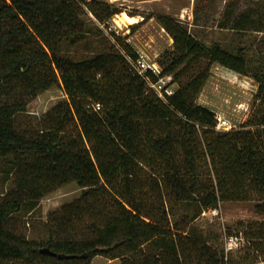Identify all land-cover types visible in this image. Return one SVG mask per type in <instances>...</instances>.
Here are the masks:
<instances>
[{"label":"trees","instance_id":"trees-1","mask_svg":"<svg viewBox=\"0 0 264 264\" xmlns=\"http://www.w3.org/2000/svg\"><path fill=\"white\" fill-rule=\"evenodd\" d=\"M258 1L240 13L236 1L229 3L218 27L264 33V0ZM122 12L104 0H0V96L37 97L61 83L69 97L35 131L19 129L27 103L0 105V171L15 187L0 198V264H92L96 257L228 264L231 254L226 259L212 247L192 219L171 221L170 207L196 202L195 219L220 203L252 201L264 215V69L253 73L259 105L248 121L219 131L216 113L197 99L214 64L250 75L243 48L207 46L182 20L156 15L173 39L159 61L161 76L180 85L162 100L136 73L140 55L128 38L101 28ZM87 14L99 27L89 25ZM70 183L83 189L81 196L49 222L64 233L89 221L92 237L39 243L8 230L13 215ZM247 230L235 264H264V222Z\"/></svg>","mask_w":264,"mask_h":264},{"label":"rangeland","instance_id":"rangeland-1","mask_svg":"<svg viewBox=\"0 0 264 264\" xmlns=\"http://www.w3.org/2000/svg\"><path fill=\"white\" fill-rule=\"evenodd\" d=\"M104 1H108L123 10L122 13L116 15L112 20L101 25L104 32L108 36H111V33H115L118 36L127 37L128 42L136 49L140 57L143 56V59L149 64H157L162 73L159 61L165 51L173 48V39L156 19V15L161 14L163 10L148 7L140 12L133 5V0ZM233 1H236L237 13L243 12L250 7L257 8L261 4L258 0H178L177 2L179 3L172 5V9L183 5L186 8L191 7L192 21H194L193 24L195 25L196 18L198 28L191 27L185 20L177 19L188 24L192 34L204 44L207 46L220 44L233 52L243 48L244 54L249 61L250 69L252 70L249 76L240 75L219 64L212 65L210 76L199 94L198 104L208 107L216 113L218 119L228 122L229 127L227 129L222 128L219 131L240 130L248 121L255 109V105H259L256 103V93L259 84L253 78V73H256V69L257 71L261 68L264 69V50L262 54L259 51L264 43V33H239L218 27L223 11ZM129 9L130 12L128 11ZM185 13H188V10ZM123 14H127L130 17L131 15L138 16L136 17L137 22L134 25H131V23L124 24L121 20ZM86 18L89 25L99 27V23L91 14H87ZM165 84L171 91L175 92L180 89L179 83L175 82V80L172 82L166 81V83H162V86H165ZM148 86L149 90L156 94L150 85ZM157 97L161 99L158 95ZM68 99L69 97L62 84L57 83L37 97L23 98L20 93L0 96V105L13 103L14 101L27 103L26 112L19 116V129L21 131H35L38 128V121L43 116L59 103ZM14 188L12 180L6 178L5 174L0 171V198L13 191ZM82 191L83 189L76 183L63 186L43 198L35 209L24 208L21 212L13 215L8 221V230L30 241L39 243L48 240L50 237L71 236L78 239L92 237L93 232L89 221H79L74 228L64 233L59 229H55L53 224L49 222L51 213L78 199ZM173 205L175 206L170 207L169 212L171 221L175 222L182 219L191 221L192 219L191 227L203 234L206 241L219 251L224 250V237L226 235L245 236L248 233L247 228L252 223L264 222V215L256 212V203L252 201L220 203L217 208L204 210L195 219L193 218L199 210V205L196 202L186 200L176 202ZM230 256L228 264L238 263L240 257H242L239 251L232 252ZM92 264H122V262L120 260L111 261L104 257H96Z\"/></svg>","mask_w":264,"mask_h":264},{"label":"built area","instance_id":"built-area-1","mask_svg":"<svg viewBox=\"0 0 264 264\" xmlns=\"http://www.w3.org/2000/svg\"><path fill=\"white\" fill-rule=\"evenodd\" d=\"M133 67L138 75H140L143 79H145L150 85V87L156 92V94L162 99L165 100L167 96L173 95L175 92L169 90L170 88L165 84V86H162V83L172 82L173 76L167 75V76H161V71L158 68L157 64H149L144 59L143 56H139V59L134 62ZM149 72H152L156 76L159 77L158 81L153 82L150 79ZM159 90H158V87ZM229 127V124L226 120H220L218 119L217 123V130L227 129ZM224 251H225V258L227 259L229 255L237 250L243 249L247 246V241L243 236L238 235H226L224 237Z\"/></svg>","mask_w":264,"mask_h":264},{"label":"crops","instance_id":"crops-1","mask_svg":"<svg viewBox=\"0 0 264 264\" xmlns=\"http://www.w3.org/2000/svg\"><path fill=\"white\" fill-rule=\"evenodd\" d=\"M133 1H134L133 5H135L136 8L140 10V12L142 10H145V8L155 7L158 10H163L161 11V14H166V15L173 16L175 18H180L182 20H185L190 24L191 27L192 26L197 27V28L199 27L197 24L195 25L193 24L194 21H192V14H190V11L192 10L191 7L186 8L184 7L185 5H183V6H177L175 7V9H172L173 4L179 3L177 2L178 0H133ZM187 10H188V13H185ZM128 11L130 12V9ZM136 17L138 16L130 17L132 18V22H133V23L130 22L131 25H134L137 22ZM193 20H194V12H193Z\"/></svg>","mask_w":264,"mask_h":264},{"label":"bare ground","instance_id":"bare-ground-1","mask_svg":"<svg viewBox=\"0 0 264 264\" xmlns=\"http://www.w3.org/2000/svg\"><path fill=\"white\" fill-rule=\"evenodd\" d=\"M121 20L124 24H129L132 22V18H130L127 14H123Z\"/></svg>","mask_w":264,"mask_h":264},{"label":"water","instance_id":"water-1","mask_svg":"<svg viewBox=\"0 0 264 264\" xmlns=\"http://www.w3.org/2000/svg\"><path fill=\"white\" fill-rule=\"evenodd\" d=\"M41 253H44V254H50V255H54V253L53 252H51L50 250H48V249H42L41 250ZM59 257H61V256H59Z\"/></svg>","mask_w":264,"mask_h":264}]
</instances>
